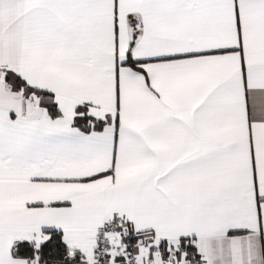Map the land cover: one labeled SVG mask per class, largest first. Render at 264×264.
<instances>
[{
	"label": "snow or ice",
	"instance_id": "1",
	"mask_svg": "<svg viewBox=\"0 0 264 264\" xmlns=\"http://www.w3.org/2000/svg\"><path fill=\"white\" fill-rule=\"evenodd\" d=\"M0 264H264V0H0Z\"/></svg>",
	"mask_w": 264,
	"mask_h": 264
}]
</instances>
